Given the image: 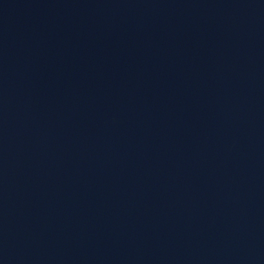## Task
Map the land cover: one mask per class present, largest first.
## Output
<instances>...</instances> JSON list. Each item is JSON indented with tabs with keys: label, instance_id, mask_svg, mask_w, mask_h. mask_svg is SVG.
Here are the masks:
<instances>
[{
	"label": "water",
	"instance_id": "water-1",
	"mask_svg": "<svg viewBox=\"0 0 264 264\" xmlns=\"http://www.w3.org/2000/svg\"><path fill=\"white\" fill-rule=\"evenodd\" d=\"M0 264H264V0H0Z\"/></svg>",
	"mask_w": 264,
	"mask_h": 264
}]
</instances>
